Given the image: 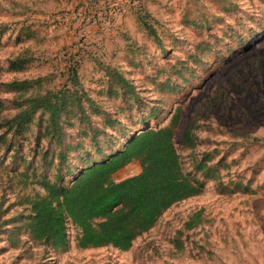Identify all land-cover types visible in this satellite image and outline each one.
Here are the masks:
<instances>
[{
	"label": "rangeland",
	"instance_id": "obj_1",
	"mask_svg": "<svg viewBox=\"0 0 264 264\" xmlns=\"http://www.w3.org/2000/svg\"><path fill=\"white\" fill-rule=\"evenodd\" d=\"M61 89V143L40 111L5 124L24 98ZM176 112L182 170L201 193L125 251L78 247L70 221L65 249L29 236V199L45 194L38 180L54 178L65 146L82 165ZM140 169L133 161L114 178ZM0 225V264H264V0H0Z\"/></svg>",
	"mask_w": 264,
	"mask_h": 264
},
{
	"label": "trees",
	"instance_id": "obj_2",
	"mask_svg": "<svg viewBox=\"0 0 264 264\" xmlns=\"http://www.w3.org/2000/svg\"><path fill=\"white\" fill-rule=\"evenodd\" d=\"M148 17L145 13L138 20L156 37V31L146 22ZM76 74L73 70L75 81ZM11 84L24 87L30 81ZM69 96L66 89L28 96L21 101V110L5 124L21 125L40 111L47 114L45 134L61 143L62 115ZM179 118L176 112L165 126L132 133L105 155H98L101 150L94 158L87 154L82 165L73 166L67 160L70 149L65 146L57 156L62 161L55 168L54 178L38 180L45 194L29 199L30 214L25 224L29 236L54 249H65L70 221L79 231L78 247L112 246L125 251L173 204L201 193L203 184L183 172L174 144V128ZM183 142L193 146L190 128L184 131ZM133 161L139 163L140 172L115 180V173ZM196 164L197 171L208 175L205 163ZM197 221L193 219L185 226L190 229Z\"/></svg>",
	"mask_w": 264,
	"mask_h": 264
},
{
	"label": "crops",
	"instance_id": "obj_3",
	"mask_svg": "<svg viewBox=\"0 0 264 264\" xmlns=\"http://www.w3.org/2000/svg\"><path fill=\"white\" fill-rule=\"evenodd\" d=\"M117 172H118V171H117ZM117 172H116V173H117ZM116 173H115V174H116Z\"/></svg>",
	"mask_w": 264,
	"mask_h": 264
}]
</instances>
